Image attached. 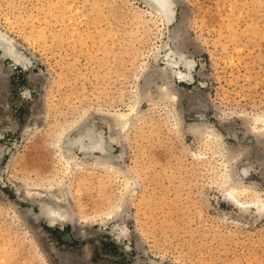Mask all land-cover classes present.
Returning <instances> with one entry per match:
<instances>
[{
  "label": "rangeland",
  "instance_id": "1",
  "mask_svg": "<svg viewBox=\"0 0 264 264\" xmlns=\"http://www.w3.org/2000/svg\"><path fill=\"white\" fill-rule=\"evenodd\" d=\"M172 2L0 0V264H264V0Z\"/></svg>",
  "mask_w": 264,
  "mask_h": 264
},
{
  "label": "bare ground",
  "instance_id": "2",
  "mask_svg": "<svg viewBox=\"0 0 264 264\" xmlns=\"http://www.w3.org/2000/svg\"><path fill=\"white\" fill-rule=\"evenodd\" d=\"M145 1H147L148 4H150L152 6V8H154L157 12L162 14L165 17V19H168V20L172 19V15H173V9H172L173 2H172V0H145ZM168 20H167V23H168ZM19 50L16 48L15 44L12 42L10 37H8L6 34H4L2 31H0V53L4 57L10 59L15 64L25 66L26 65V59L19 52ZM178 57H180V56H178ZM188 68L190 69V67H188ZM183 77H184L183 79L186 78L185 76H183ZM85 139H88L89 143H85ZM75 145H77L79 147V149L86 155H90V154H93L95 152H100V154L101 153L103 154L102 156L107 157L108 160H110L109 157H110V152L112 150L110 143L105 141L102 138V135L99 138L94 133L93 130L92 131L90 130L86 133H82L77 139H75L69 143V147H71V146L74 147ZM75 149H76V147H75ZM42 216L48 222L51 223L50 225L71 223V218L65 212H63L62 209H60V207H58V208L44 207L42 209Z\"/></svg>",
  "mask_w": 264,
  "mask_h": 264
}]
</instances>
